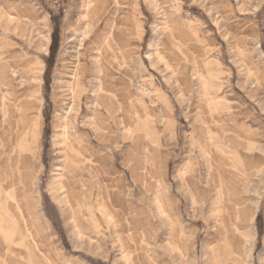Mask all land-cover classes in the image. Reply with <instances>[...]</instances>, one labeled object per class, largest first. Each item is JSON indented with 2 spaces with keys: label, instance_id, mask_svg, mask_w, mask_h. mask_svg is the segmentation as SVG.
Listing matches in <instances>:
<instances>
[{
  "label": "rangeland",
  "instance_id": "374dc122",
  "mask_svg": "<svg viewBox=\"0 0 264 264\" xmlns=\"http://www.w3.org/2000/svg\"><path fill=\"white\" fill-rule=\"evenodd\" d=\"M0 264H264V0H0Z\"/></svg>",
  "mask_w": 264,
  "mask_h": 264
},
{
  "label": "bare ground",
  "instance_id": "6f19581e",
  "mask_svg": "<svg viewBox=\"0 0 264 264\" xmlns=\"http://www.w3.org/2000/svg\"><path fill=\"white\" fill-rule=\"evenodd\" d=\"M241 224H243V225L247 224L245 217L243 218Z\"/></svg>",
  "mask_w": 264,
  "mask_h": 264
}]
</instances>
